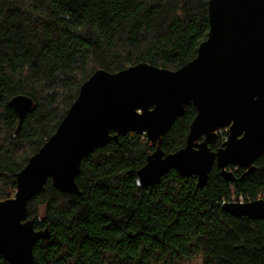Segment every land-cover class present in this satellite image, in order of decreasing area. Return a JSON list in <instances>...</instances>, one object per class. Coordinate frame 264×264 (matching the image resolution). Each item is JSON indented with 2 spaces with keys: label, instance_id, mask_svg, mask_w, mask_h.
Wrapping results in <instances>:
<instances>
[{
  "label": "trees",
  "instance_id": "obj_1",
  "mask_svg": "<svg viewBox=\"0 0 264 264\" xmlns=\"http://www.w3.org/2000/svg\"><path fill=\"white\" fill-rule=\"evenodd\" d=\"M210 0H0V200L13 196L16 174L56 132L81 85L97 70L139 63L177 70L193 60L210 29ZM30 96L20 122L10 101ZM197 114L189 105L163 138L184 147ZM226 129L211 144L218 149ZM81 163V195L49 179L28 202V217L50 237L36 242L35 264H264V220L223 209L232 195L264 198V152L257 169L230 183L213 165L207 184L172 169L138 187L155 145L128 133ZM240 178L242 167H228ZM0 264L8 262L0 256Z\"/></svg>",
  "mask_w": 264,
  "mask_h": 264
},
{
  "label": "water",
  "instance_id": "obj_2",
  "mask_svg": "<svg viewBox=\"0 0 264 264\" xmlns=\"http://www.w3.org/2000/svg\"><path fill=\"white\" fill-rule=\"evenodd\" d=\"M210 29L197 56L177 70L139 63L112 73L97 70L80 87L56 132L34 153L14 180L13 196L0 200V256L8 264H35L33 249L50 237L37 229L28 202L50 179L63 193L81 195L76 178L83 158L128 133L145 134L154 145L146 163L133 170L138 187L156 184L176 170L207 184L214 164L233 183L254 172L264 152V0H210ZM20 122L32 110L30 96L10 101ZM189 105L197 114L186 144L166 153L163 138ZM227 138L213 150L221 129ZM242 167L239 178L228 167ZM235 216L264 220V198L227 202Z\"/></svg>",
  "mask_w": 264,
  "mask_h": 264
},
{
  "label": "built area",
  "instance_id": "obj_3",
  "mask_svg": "<svg viewBox=\"0 0 264 264\" xmlns=\"http://www.w3.org/2000/svg\"><path fill=\"white\" fill-rule=\"evenodd\" d=\"M222 130H224V129H221L219 132H222ZM224 139H226V137H224ZM236 168H238V167H236ZM227 202H246V200L244 199L243 196L237 197L235 195H232L229 199H223L222 204H225Z\"/></svg>",
  "mask_w": 264,
  "mask_h": 264
},
{
  "label": "rangeland",
  "instance_id": "obj_4",
  "mask_svg": "<svg viewBox=\"0 0 264 264\" xmlns=\"http://www.w3.org/2000/svg\"><path fill=\"white\" fill-rule=\"evenodd\" d=\"M227 130V129H226ZM262 198V197H261Z\"/></svg>",
  "mask_w": 264,
  "mask_h": 264
},
{
  "label": "flooded vegetation",
  "instance_id": "obj_5",
  "mask_svg": "<svg viewBox=\"0 0 264 264\" xmlns=\"http://www.w3.org/2000/svg\"><path fill=\"white\" fill-rule=\"evenodd\" d=\"M239 168V167H238Z\"/></svg>",
  "mask_w": 264,
  "mask_h": 264
}]
</instances>
